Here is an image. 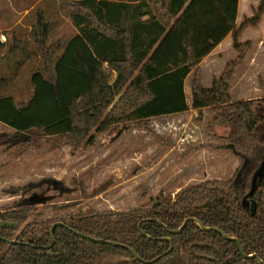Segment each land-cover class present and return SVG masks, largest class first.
<instances>
[{"label":"trees","instance_id":"obj_1","mask_svg":"<svg viewBox=\"0 0 264 264\" xmlns=\"http://www.w3.org/2000/svg\"><path fill=\"white\" fill-rule=\"evenodd\" d=\"M58 1L77 33L48 44L38 12L30 37L43 71L31 74L27 101L0 96V123L20 135L91 142L93 128L187 111L184 81L191 75L192 108H210L211 123L227 128L226 147L249 164L238 182L236 175L205 180L146 207L28 223V206L0 212L13 223L0 226V264H264V173L251 189L264 152V96L234 101L229 92L248 41H234L237 57L210 87L199 83L201 59L235 29L237 0ZM263 12L259 0L243 24H255ZM188 217L194 219L182 226Z\"/></svg>","mask_w":264,"mask_h":264},{"label":"rangeland","instance_id":"obj_2","mask_svg":"<svg viewBox=\"0 0 264 264\" xmlns=\"http://www.w3.org/2000/svg\"><path fill=\"white\" fill-rule=\"evenodd\" d=\"M249 1L241 0L243 13L251 6ZM258 6L259 1L251 7L252 15ZM38 12L48 24V44L76 32L71 19L60 12L58 0H0V33L6 38L0 57L11 49L0 62V96L12 95L16 104L30 98L31 74L43 71L29 30ZM242 15L240 26L246 19ZM19 23L28 28L21 29ZM253 33L246 36L255 37ZM17 37H22L21 44L16 43ZM63 47L54 53V61ZM224 62L218 59L211 72L202 69L199 83L208 88L211 76L223 72ZM252 74L245 86H231L232 100L257 102L264 96L261 72ZM114 77L113 73L111 80ZM190 82L191 75L185 82L187 111L122 121L101 131L93 128L91 142L74 143L38 131L20 135L0 123V212L28 206V223L77 213L124 211L146 207L158 196H173L192 184L236 175L243 161L226 147L227 128L211 123L210 108H192Z\"/></svg>","mask_w":264,"mask_h":264},{"label":"crops","instance_id":"obj_3","mask_svg":"<svg viewBox=\"0 0 264 264\" xmlns=\"http://www.w3.org/2000/svg\"><path fill=\"white\" fill-rule=\"evenodd\" d=\"M259 0H250L248 7V11L243 13L241 11V0H237V10H236V19H235V29L234 31L229 32L207 55H205L198 66V71L201 74L202 69H207V72H211L217 66L218 59H225V64L229 61L235 59L237 57V51L233 48V43L236 40L237 42H246L248 41V46L245 50V55L239 64L234 68L233 76L230 81L231 86H245L246 80L253 77V72H261L262 75V88L264 89V12L260 15L259 20L255 23V25H241L240 26V13L242 12V16L249 18L252 16V8L256 5ZM18 24V23H17ZM15 24V25H17ZM21 29L28 28L27 25L23 23H19ZM31 27H29L30 30ZM76 28V27H75ZM255 32V37H249L250 33ZM77 33V28L76 32ZM254 34V33H253ZM245 35V36H244ZM30 38V37H28ZM22 37H17L15 39L16 43H22ZM31 40V38H30ZM6 42V38L4 35L0 33V47H4ZM230 57V58H227ZM212 75V74H211ZM218 73L211 76L212 79L209 80L208 84L211 86V83L214 78L218 77ZM188 76L184 81V92L186 89L185 82L189 78ZM201 81V76H200ZM243 84V85H242ZM209 86V87H210ZM230 90V89H229ZM187 102V101H186ZM184 112V111H183ZM181 113V112H177ZM164 116V115H163ZM237 166V165H236Z\"/></svg>","mask_w":264,"mask_h":264},{"label":"water","instance_id":"obj_4","mask_svg":"<svg viewBox=\"0 0 264 264\" xmlns=\"http://www.w3.org/2000/svg\"><path fill=\"white\" fill-rule=\"evenodd\" d=\"M263 136H264V135H263ZM248 164H249V161H248V160H244V161H243V163H242L240 169L238 170V173L236 174V176H235V178H234V181H235V182H238V181L240 180V178H241V177H240V176H241V172L247 168ZM241 169H242V170H241ZM263 173H264V157L262 158V160H261L259 166L257 167V169L254 171V173H253V175H252L251 189L254 188L257 178H258L259 176H261ZM254 209H255V205H254V202H252V203H251V214H253ZM188 219H194V218H193V217H188V218L184 221V223L182 224V226L186 223V221H187ZM55 224H61V222H57V223H55ZM55 224H53L52 227H51V234H53L52 231H53V227L55 226ZM12 225H13L12 222H9V221L1 220V219H0V226H12ZM180 228H181V227H180ZM71 230H72V229H71ZM73 231H74V230H73ZM74 232H75L76 234L80 235V236L86 237L85 235H83V234H81V233H78V232H76V231H74ZM226 237L229 238V239H234V238L229 237V236H226ZM88 238H90V237H88ZM53 242H54V239L52 240V243H53ZM130 251L134 254L135 257L138 258L137 253H136L133 249L130 248ZM240 251L242 252V249H241V248H240ZM243 255H244V254H243ZM245 256H246V257H251V256H255V254H250V255H245Z\"/></svg>","mask_w":264,"mask_h":264}]
</instances>
